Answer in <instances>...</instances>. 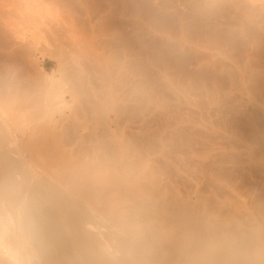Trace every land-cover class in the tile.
I'll use <instances>...</instances> for the list:
<instances>
[{
    "label": "bare ground",
    "instance_id": "1",
    "mask_svg": "<svg viewBox=\"0 0 264 264\" xmlns=\"http://www.w3.org/2000/svg\"><path fill=\"white\" fill-rule=\"evenodd\" d=\"M55 1L62 6L63 10L65 9L67 21L69 19L73 22L76 21V23L81 22V24H84L87 20L86 22L90 24L97 23L101 25L110 19L111 14H113L110 11L112 7L120 8L122 12L126 14H132L133 16L138 15L140 17V10L143 4L142 0H111L109 4L107 3L108 5L104 3L108 6V8L105 7V9L97 4L98 0H76L78 5L80 4L83 6L84 11L87 10L84 16L75 14L76 10L72 11L74 10V6L72 7L70 5L69 7L72 10H69L67 1ZM186 1H188L187 4L189 3L194 8H197L196 10L201 16L205 12L207 13L215 2H219V0H204L202 6L200 3L201 0ZM225 1H230L232 3L231 5L234 6L246 20L251 19L254 13L252 11V9L254 10V6L257 7L259 5V8L257 7L259 10L260 7L264 8V1H259L260 4L256 0ZM31 2V0H22L21 6H23V9H21V6L19 7L22 10V12L20 10L21 13L16 12L19 8H16L17 10L15 7L13 8L17 15L18 13L21 14V19L19 20L23 22L20 23L25 24L24 28H26L28 32L26 31L24 34L28 33L27 36L29 37L27 38L30 40L35 37L37 38L38 33L42 32L41 24L43 25L45 23L43 21L45 18H42L41 15L37 17L33 14L35 9L32 10L31 7L34 2ZM254 2H256L257 5H255ZM185 3L186 2H184V4ZM72 5H74V3ZM40 6L38 8H41ZM262 10H260V12ZM37 11H35V14ZM9 13L12 14L13 12L9 11ZM66 13H64V15ZM1 15L2 14H0V16ZM7 16L12 19L13 15ZM43 16L46 17V15ZM16 18L18 19V17ZM122 21L121 24L123 26ZM171 21L173 22V20ZM5 24V21H3V25ZM81 24L79 25L81 26ZM13 25L11 24V27ZM247 25L246 23V26ZM250 25L251 24H249V26ZM16 26L13 27L17 28ZM83 26L84 25H82V27ZM98 27L102 26L99 25ZM8 29L10 31V28ZM12 29L13 28H11V31ZM1 30L2 29H0V36H3V39H0V41L7 39L9 35V33H7L8 35L5 38L4 31L6 29H3V33ZM66 30L71 32V36L76 31L75 28L71 29L70 26L69 28L67 27ZM82 30H84V28ZM23 31H25V29ZM54 31L56 30L54 29ZM13 32L11 34L14 35ZM16 32L17 31H15V33ZM112 32H109L107 29L104 30L103 34L105 36H111L113 33L115 34L116 30ZM120 32L121 31L116 34H120ZM83 33L81 31V35H83ZM22 34L20 36H22ZM79 34L80 33L74 36L76 39L75 41H89L86 37L87 40ZM85 34L86 33H84V36H87ZM32 41L34 42V40ZM32 41L29 42V46H26L28 45L27 43L23 44L22 41L20 46H16L13 38L10 50L9 48L6 49H8L11 54H18L15 57L17 58L19 56L20 59L19 57L18 59L21 60L23 59L21 58V53L24 52L26 47L32 50V47H30L32 45H30V43H33ZM8 42L9 40H7V43ZM90 43L87 44V50H91L90 48L92 46ZM83 47L86 48V46ZM33 50H35V48H33ZM1 51L3 52V50ZM9 52L5 53L10 55ZM31 53H33V51ZM14 55L12 56L14 57ZM12 56L10 55V58ZM27 56L29 55L27 54ZM23 60L26 59L24 58ZM21 62L22 61H20V63ZM1 63L2 62H0V65ZM128 63V61H125L123 66L126 67ZM63 66L62 68L64 70L65 68ZM13 68L15 69V67ZM3 69L4 68H2V70ZM10 69L11 68H9V70ZM125 70L129 72L127 69ZM122 71L121 75L118 73L121 77L124 74ZM6 74L8 75L7 70ZM67 75H64V77L60 79L62 81L59 80L57 82L53 80V84L49 82V87L47 81L45 84L47 88H44L43 93L41 91L39 96H37L38 94L35 92L37 98H34V93L32 97H30L31 94L29 96V92L32 90H28L29 92L19 90L20 88H16L14 84L8 85L9 88L6 87L5 89L2 88L5 86H0V264H264V208H262L264 205L258 206L259 204H256L258 206L255 205L256 211L251 209L254 208V204L251 207V205H249L251 200L247 203V201L240 198L241 191H239L238 185H235L236 183H230L232 180L229 182L227 180L214 181L212 184L213 186L209 187L213 194L210 195L209 192H206L209 193V195H207L198 187L199 185L193 186L192 183V186L187 185L188 181L186 185L185 183L183 185L184 181L181 177H178L179 179L177 180H179V182L180 179L183 181H181L182 186H180L182 190L176 191L174 190L175 178H171L169 172H164L158 166V161L163 159V162H165V160L168 159L166 157H169L167 155L165 157L166 159L163 158L166 155L164 148L166 144L168 145L167 142L172 140V138L169 139L170 137H167L168 135L166 136L165 128L169 126L174 127L171 121L174 109L177 110L178 107H181V102H179L180 99H178L177 96L181 94L182 97H184V87H186V85L183 89L181 86H173V83L169 81V87L172 85V87L176 88L171 87L172 89H169L166 87L169 77L167 78L165 75H163L162 82L161 79L157 81L164 84L161 85L158 83L159 86L161 85L163 88L165 86L164 90L169 89L174 96L176 95L175 92L178 93V90L183 89L181 91H184V95L182 94L183 92H179L180 94L178 93L179 95H176L177 100L174 99L179 101L173 103L174 101H167L165 98L158 95L156 90H158L160 94V90H162L161 87L160 89L155 88L156 90H150L147 88L148 85L146 86L142 79L138 77L140 74L134 75L137 77L133 81V87H138L135 90H138V96L141 94V97L139 96L141 99H137V104L133 103L135 104L133 108H127L128 106L126 105L123 107L117 102V99H115L112 102L109 101L111 104L109 108H106L107 111L105 114H99L97 117H93V119L88 116L89 119L85 118V120H80L81 116L78 115L81 112L84 113L85 109L83 105L89 102V98L88 100H84L83 94L86 92L84 95L87 97L89 93L84 87L86 91H83L84 93L81 92V94H83L79 97L80 93L78 91L83 90V85H81L83 83H78L79 86L81 85V88L78 90V88L76 89V86L78 87L77 80L79 79L76 77L78 76H75L77 80L73 77L76 80L74 81L73 78H71L72 76L68 77ZM3 76L5 77V75L0 77ZM47 76L49 75L47 74ZM110 76L112 75L110 74ZM117 77L118 76H115V78ZM129 77L131 81V76ZM9 78L12 77L9 76ZM48 78L50 79V76ZM48 78L47 80H49ZM81 78L80 80H83ZM3 79L5 80V78ZM8 79H6L7 83L10 80ZM4 80H2V84ZM111 80H108V82L112 83L113 81ZM125 80H127V76ZM54 81L56 83H54ZM127 81H129V79ZM165 81L166 83H164ZM72 82H75V84ZM215 83L216 82H214V84ZM158 84H156V86ZM241 84H243V82ZM242 88L245 87L242 86ZM115 90L116 89L111 90L113 91L112 93H115ZM191 91L193 94L194 90ZM67 95L70 99L67 98ZM187 95L186 97L189 98ZM107 96H110V93H107ZM193 96L194 95H192L191 98H193ZM81 98L83 99L82 103ZM114 98H116V96ZM183 99H181L182 103L186 101V99ZM237 99L239 98L237 97ZM84 101L86 103H84ZM192 101H194V99H192ZM195 102L196 100L194 103ZM86 105L85 108L89 107V104ZM185 105H189V103ZM130 106H132V104ZM81 109L83 111H81ZM122 112L127 113L126 116L121 117ZM238 114L239 112L237 115ZM153 120L156 121L154 124L156 127L154 126V129L151 128L150 124L153 123ZM89 121L92 122H90V125ZM90 128L93 129L94 134L91 133L92 137L95 135L94 137L96 139H94V141L96 142V146L89 144L88 148L87 146L86 148L83 146L84 149L82 148V144L84 143V141H82V137H84L83 130L85 131ZM131 129L135 130L136 135H133L134 133L132 132H130L132 133L131 135L126 133V130ZM119 131L122 134L121 136ZM87 132L86 135L90 133ZM91 133L88 137H91ZM86 137L87 136H85V138ZM91 139L93 141V138ZM170 145L169 142V146ZM248 146L249 145H247V147ZM167 148L172 147L167 146ZM163 150L164 156L161 157V160H158V158L163 155ZM167 151L168 150H166V152ZM248 160H250L252 164L254 157L249 155L247 162H250ZM109 162L110 164H107ZM194 179L192 178L191 181ZM177 184L178 183H176L175 186L178 187L179 184ZM253 190L252 192L255 193V190ZM252 203H254V201Z\"/></svg>",
    "mask_w": 264,
    "mask_h": 264
},
{
    "label": "rangeland",
    "instance_id": "2",
    "mask_svg": "<svg viewBox=\"0 0 264 264\" xmlns=\"http://www.w3.org/2000/svg\"><path fill=\"white\" fill-rule=\"evenodd\" d=\"M31 1H32L31 3L34 2V4L31 7L32 10L35 9L33 11V14L36 15L37 17L38 15L39 16L41 15L42 18H45V20H43L45 23L43 25L41 24L42 32L38 33L37 38L35 37L34 39L30 40L29 38H27L29 37L27 36L28 33L24 34V32L26 31L28 32V30L24 28L25 24L24 23L21 24L23 21L21 22V20H19L21 19L20 17L21 15L20 13L22 12L21 9H23V6H21L22 0H3V1L0 0V9H1L0 14L3 15V16L1 15L2 17L0 16L1 17L0 29H2L1 30L2 33H3V29L4 30L6 29L4 31L5 38L8 35L7 33H9L7 39L1 40L2 42L0 41L2 45L0 46L4 48L2 49L0 47V62H2L3 64L5 62L4 64L5 67L3 66L2 63H1L2 66L0 65L1 67L0 76L5 75V77L4 76L0 77L1 79L0 84H2L3 82L2 80H4L3 78H5L3 83L4 85L3 84L0 85L1 87L5 86L2 88L4 89L6 87L9 88L8 85L14 84L16 88H20L19 90H24L26 92L32 90L29 92V96L31 94L30 97L34 95V98H37V96H39V93H41V91L43 93L44 88H47L46 87L47 85L48 87L50 86L49 82L52 83L53 80L58 82L60 79L64 77V75L67 74H69L67 75L68 77L72 76L71 78L73 77L75 78V76H78L76 77L79 78L78 80L75 78L78 81L77 82L78 87L76 86V89L78 88L79 90L81 88V85H83L82 86L83 90L78 91L80 93L79 97L86 91L84 90V87L85 89H87V92L89 93V96L87 97L84 95L86 94V92L83 94L84 100H88L89 98V102L87 101L89 107H86L87 108L86 110L85 105L87 103L84 101V103L86 104L83 103L84 105L83 104L82 105L84 106L85 111L84 113L81 112L78 115L81 116L80 120L81 119L85 120V118L89 119L92 117L91 119H93V117H97L99 114H103V113L105 114L107 111L106 108L107 107L109 108L111 102L115 99H117V102L123 107H125L124 105H126L128 106L127 108L130 109L133 108V105L137 104V99L141 97V94L139 95L140 97L138 96L139 94V92H137L138 90H135L138 87L135 88L133 87L134 86L133 81L137 77V76L135 77L134 75L140 74L141 76L139 75L138 77L142 79L143 83L146 84V86L148 85L147 88L150 90L160 89L161 85H164L161 84V82L163 81L162 79L163 75H165V77L167 76V78L169 77V79H171L169 80L166 78L168 80V81L166 80L167 83L170 81V83L172 82L173 83L172 85L175 87L181 86L183 88L186 85V87H184L185 89L183 88L185 91V95H184V91H181L183 89L181 88H178L181 90L177 89L178 93L183 92L182 94L184 95L185 98L182 97L180 93L179 94L181 96L177 92H175L176 95H179L177 97L178 99H180V101L179 100L178 101L181 102V107H178L177 110L174 109V114L171 118L174 127L169 126L168 128L166 127L167 129L165 128L166 136L168 135L167 137H170L169 139L172 138L174 142L172 140L167 142L168 145L166 144V147L164 148L166 155L164 156L163 153L164 150H163L162 151L163 155L160 156L158 160H161V157L163 156L164 159L166 158L168 159H166L165 162H163L164 161L163 159L161 161H158L159 163L157 162L161 170L167 173L169 172L171 178L173 179L175 178L174 190L176 191L182 190V187H180L182 186L181 183L184 181L183 185L184 183L186 185L188 181L187 185H191V183L193 186L199 185L198 187H200L202 191H204L205 193L209 192L211 195L213 193L212 191H210L209 187L213 186L212 184L214 183V181L227 180L229 182L230 180H232L230 181V183L232 182H234V184L236 183L235 185H238L239 191H241L240 198L244 201H247V203L251 200V202H249L250 203L249 205H251V207L254 204L253 205L254 208L251 209L256 211L257 210L255 208L256 204L257 205L259 204L258 206L264 205V201H261L264 200V166H262L264 165L262 164L264 163V10H262L264 8L260 7V10H262L260 12V10L258 9L259 5L257 6L258 8L254 6L255 11L252 9L254 13L251 16L250 19L251 21H250L249 19L246 20L244 16L234 6L231 5L232 3L230 1H225V0H221L223 2H221L220 0L219 2H215L212 8L209 11H207V13L205 12L206 14L205 13L202 14V16L199 15V12L196 10L197 8H194L189 3L187 4L188 1L186 0L185 1L184 0H142L143 4L141 9L142 11L140 10L141 12L140 17L138 15L133 16L132 14H126L125 12H122L120 8L112 7L110 11L113 14H111L110 12L111 14L110 19L102 23L103 25L97 23L90 24L86 22L87 21L86 20L84 24H81V22L80 23L77 22L81 24L80 26L79 24L76 23L75 20H74L75 22L69 19L67 21V18L65 17L67 16V13L66 11H64L65 9L63 10L62 6H60V4L57 3V1L55 0H39V2L38 0L35 1L31 0ZM65 1L68 2L67 6L69 10H72L69 7L70 5L72 7L74 6L73 7L74 10L72 11L76 10L75 14L85 16L87 10L84 11L83 6L80 4L78 5L76 0H71V2L70 0H65ZM100 1L101 0H98L97 3L100 7L108 8L107 5L111 0H106V1L103 0L101 2ZM256 1L261 2L264 0H256ZM184 2L186 3L184 4ZM203 2L204 0H201L200 2L202 6H203ZM39 3L41 6L39 5ZM73 3L74 5H72ZM104 3L105 4L108 3V4L105 5ZM254 3L255 5H257L256 2ZM10 5L13 7H11ZM20 6L21 9L19 8ZM39 6L41 8H38ZM14 7L15 9L19 8L18 9L19 11L16 9L17 10L16 12H20L21 10V12L18 13V15L16 14L15 9H13ZM42 9L43 10L46 9V10L43 11ZM9 11L13 13L11 14L9 13ZM35 11H37L38 13L36 12L35 14ZM118 11L119 12L121 11L122 13L121 12L119 13ZM64 13L66 14L64 15ZM42 14L46 15V17L43 16ZM7 15L10 16L13 15L12 19L11 17L9 18V16ZM14 16L18 17V19ZM54 20H55V24H54ZM171 20H173V22ZM3 21H5L6 23L5 25H3ZM121 21L123 23V26L121 24ZM246 23L248 24L247 25L248 27L246 26ZM11 24L12 25L14 24L13 26H16L17 28L13 26L11 27ZM249 24L251 25L249 26ZM2 25L3 27L4 26L5 27L3 28ZM82 25L84 26L82 27ZM99 25L102 27H98ZM69 26L71 27V29L75 28L76 30L75 33L72 35L73 37L71 36V32H68L69 30L68 31L66 30L67 27L69 28ZM8 28H10V31ZM11 28L14 29V32L13 29L11 31ZM22 28L23 30L25 29V31H23ZM83 28L84 30H82ZM54 29L56 31H54ZM87 29L88 30L90 29L92 31L90 30L88 31ZM107 29L109 32L110 31L112 32L115 29L116 32L115 30L113 31L115 32V34L118 33L119 31L121 32L120 34H116V35L112 32L113 34L111 36H105L103 32L104 30ZM247 30L250 32H248ZM15 31H17L16 33L18 35L15 33ZM81 31L82 33L83 32L86 33L85 35H87L88 37L84 36V33L83 35H81ZM12 32L14 33V35L11 34ZM78 33H80L79 34L80 36L84 38L86 37L89 41L86 42L75 41L76 39L74 36L78 35ZM21 34L22 36H20ZM240 37L242 40L240 39ZM9 38L12 40H10ZM13 38L15 42L13 43L16 46L17 45L20 46L22 44L21 41L23 42V44L27 43L28 45L26 46H29V42L34 40V42L32 41L33 43H30V45L32 44L30 46L32 47V50L25 46L26 47L24 49L25 53L24 52H22L23 54L21 53V58L23 59L25 58L26 60L23 59L19 60L20 59L19 56H18L19 59L18 57L17 58L15 57L18 54L14 55L11 54V52H9ZM0 39H3V36ZM7 40H9L8 43ZM16 41L19 42L20 44L17 43ZM88 42L89 43L92 42L90 43V45L92 46L90 48L91 50L89 49L87 50V44H89ZM83 46H86V48H84ZM6 48H9V50ZM33 48H35V50H33ZM1 50H3V52ZM4 51L6 53L9 52L11 56L14 55L16 59L13 56L12 57L15 60L12 57L10 58V55H7ZM30 51L31 52L33 51V53H31ZM27 54L29 56H27ZM20 61L22 62L20 63ZM125 61L129 62L126 67L123 66ZM61 65L62 66L64 65L63 66L65 68L64 70ZM12 66L15 67V69L17 68L18 70L16 69L15 71V69ZM2 68L4 69L2 70ZM9 68L11 69L9 70ZM61 68L63 71L61 70ZM125 69H127L129 72H126ZM6 70L8 71V75L11 76L12 78H9V76L6 74ZM121 71L122 73L124 72L122 77L119 76V74L121 75ZM47 74L50 76L51 80L48 78L49 76H47ZM110 74L113 77L110 76ZM115 76L118 77L115 78ZM126 76H127V80L129 79V81L125 80ZM129 76H131V81ZM46 77L50 81L47 80ZM74 78L73 80L76 81ZM80 78L83 80H80ZM121 78L122 79L124 78L123 79L124 81ZM6 79L9 80L8 82L9 84L7 83ZM160 79L161 82L160 83L157 82L160 81ZM108 80L109 81L111 80L113 82L112 83L108 82ZM47 81L48 84L45 85ZM55 81L54 83H56ZM166 81L164 83H166ZM214 82L216 83L214 84ZM240 82L241 83L243 82L244 85L241 84ZM78 83L80 84L83 83V84L79 86ZM158 83L161 85L159 86ZM73 84H75V82ZM156 84H158L157 85L158 87L156 86ZM26 85H29L31 87ZM172 85L170 86L172 87ZM242 86L245 88H242ZM110 87L112 88L115 87V88L112 89ZM166 87L169 89L175 88V87L172 88L169 87V83L166 85ZM32 88H34L35 90ZM161 88L162 90H160L161 91L160 94L159 91L156 90L160 97L165 98V100L167 101L172 100L174 101L173 103L178 102L176 101L177 100L176 95L174 96L169 89L164 90L165 86L164 88L163 86ZM110 89L111 90L116 89L114 91L115 93H112L113 91H111ZM191 90H194L193 94ZM162 91H164L165 93ZM81 92L83 93L81 94ZM186 92L188 95L186 94ZM107 93H110L111 97L107 96ZM112 94L115 95L116 98H114L115 96H113ZM191 94L194 95L193 98H191L192 97ZM186 95L189 98H187ZM237 97L239 99H237ZM67 98L70 99L68 95ZM82 98H81V103L83 102ZM181 99L183 100L186 99V101H184L185 103L183 102L184 104L182 103ZM192 99H194V101L196 100V102L197 101L200 102L201 104L198 102L194 103ZM109 101L111 102L109 103ZM188 103L189 105H185ZM131 104L132 106H130ZM183 105H185L186 107ZM82 109L81 111H83ZM238 112L239 114L237 115ZM126 114L127 113L122 112L121 117L126 116ZM90 122L91 121H89V125ZM152 122L153 123H150L151 128L154 129L156 127L154 125L156 121L153 120ZM241 123H243L244 125ZM131 130H126V133L130 135L134 133L133 135H136L135 130L134 129ZM87 131L93 133V129L90 128V129H86L85 131L83 130L84 137H82L83 140L82 139L81 140L84 141V143L82 141L81 142L84 145L82 144V148H84L83 146H85V148L87 146L88 148L89 144H93L94 146H96V142L94 141V139H96L94 137L95 135H93L92 137V133H91V137H88L90 136V133L86 135ZM119 133L121 136L122 134L120 131ZM85 136L88 137V138L86 137L87 139L93 138L94 142L92 141V139L87 140ZM253 137L255 139L256 138L258 139L255 140ZM169 142L171 144L170 146H169ZM247 145L249 146L247 147ZM167 146L172 148H167ZM166 150L168 151L166 152ZM167 155L169 157H166ZM249 155H252L254 157L255 162L252 161V164L250 160H248L250 162H247V159H249ZM107 164H110V162ZM185 176L186 177L190 176V177L186 178ZM178 177L179 178L181 177L183 181L180 179L179 182V180H177L179 179ZM192 178L193 179L195 178L196 180L194 179L193 181H191ZM204 179L207 182H205ZM176 183L179 184V185L177 184L178 187L175 186ZM206 183L208 186L206 185ZM252 190L255 193H253ZM209 193L206 194L209 195ZM246 193L248 196L246 195ZM253 201L254 203H252ZM262 208H264V206H262Z\"/></svg>",
    "mask_w": 264,
    "mask_h": 264
}]
</instances>
